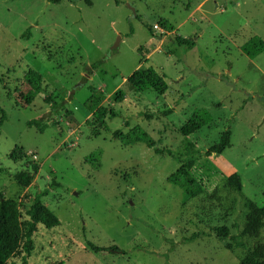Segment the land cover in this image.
Segmentation results:
<instances>
[{"label": "rangeland", "instance_id": "rangeland-1", "mask_svg": "<svg viewBox=\"0 0 264 264\" xmlns=\"http://www.w3.org/2000/svg\"><path fill=\"white\" fill-rule=\"evenodd\" d=\"M89 1L0 0V197L19 202L45 191L41 202L60 223L37 225L28 264H239L252 245L232 241L247 214L244 199L264 205V51L254 58L241 51L253 37L264 43V0ZM148 66L165 76L164 95L125 82ZM29 70L48 87L27 105ZM92 92L117 114L105 128L84 106ZM198 109L212 122L187 137L189 154L180 128ZM39 118L42 134L27 126ZM135 126L153 149L113 139ZM226 130L230 147L207 156ZM15 147L24 156L14 162ZM190 161L204 188L194 199L167 182ZM22 174L33 181L21 182ZM232 174L241 194L222 186Z\"/></svg>", "mask_w": 264, "mask_h": 264}, {"label": "trees", "instance_id": "trees-1", "mask_svg": "<svg viewBox=\"0 0 264 264\" xmlns=\"http://www.w3.org/2000/svg\"><path fill=\"white\" fill-rule=\"evenodd\" d=\"M47 1L51 4H59L64 0ZM66 1L74 3L77 0ZM84 2L88 6H91L89 0H84ZM115 3H117V0H115ZM159 25L164 30L169 32L172 31V28L168 26L167 22L164 20L160 21ZM241 51L247 57L254 58L264 51V43L258 37H253L241 47ZM145 62H147V60ZM100 65V61L96 62L91 65L89 69L92 72L98 69ZM24 82L29 87V91L24 96V101L27 105H29L43 89L48 87L44 85L41 75L34 70L27 71L24 75ZM125 82L138 92L151 90L155 94L162 96L167 91L165 76L158 73L152 66L135 70L126 78ZM103 98L104 96L102 93L92 92L84 103L86 109L91 113L92 119L101 128L106 127V120L114 119L117 116L112 109L99 105ZM44 101L53 108L62 107V104L54 103L50 98H45ZM141 115L143 116V114H140V116ZM5 121L6 115L0 109V129ZM211 122L212 117L210 113L205 109H198L194 111L190 118L180 128V134L183 137L182 144L186 153L190 154L189 148L191 146L189 141H187V137L196 133L202 127L209 125ZM27 126L29 128L34 127L40 134H42L46 128V125L42 124L40 118L28 121ZM127 126L128 123L126 122L125 127ZM97 135L98 133H96V136ZM112 137L123 146H129L140 142L148 149H153L154 147L152 139H150L139 126L131 128L127 133L116 130L112 133ZM229 147L230 132L226 130L221 134L218 142L209 148L206 155H220ZM155 154H161V151L155 150ZM23 156L24 153L22 149L15 147L11 151L9 158L15 162L20 160ZM192 166L193 163L191 161L180 165L175 172L168 176L167 182L178 187L187 197L194 199L204 193V188L201 182L197 181L191 175L190 170ZM34 171L36 172V170ZM17 178L28 185L33 181V177L24 174L19 175ZM222 186L224 188H229L237 194H241L242 185L240 177L237 174H232L227 177L223 181ZM214 192H216V190ZM46 194L45 191L35 194L26 192L19 202L13 199H3L0 197V264H28V258L34 250L33 237L37 231V225H42L47 230L59 226L60 223L56 216L41 202V198ZM262 196L264 198V191ZM244 205L247 214L239 235L232 237V241H234L233 246L237 248H246L243 238L251 240L252 245L246 249V253L244 257L240 259L239 264H264V245L260 242L261 230L264 228V205L259 208L247 199H244ZM20 210L23 212L22 215H20ZM215 231L220 237L226 238L228 235V230L224 227L216 228ZM194 238H198V234L192 235L187 241H192ZM89 247L94 252L104 251V249L94 247L93 245H89ZM228 248L230 249L231 245H229ZM112 251L119 252L116 247H113ZM14 259H17V262H15Z\"/></svg>", "mask_w": 264, "mask_h": 264}, {"label": "built area", "instance_id": "built-area-1", "mask_svg": "<svg viewBox=\"0 0 264 264\" xmlns=\"http://www.w3.org/2000/svg\"><path fill=\"white\" fill-rule=\"evenodd\" d=\"M155 30H158L160 32H163L160 28H158L156 25L153 27Z\"/></svg>", "mask_w": 264, "mask_h": 264}, {"label": "crops", "instance_id": "crops-1", "mask_svg": "<svg viewBox=\"0 0 264 264\" xmlns=\"http://www.w3.org/2000/svg\"><path fill=\"white\" fill-rule=\"evenodd\" d=\"M140 67V66H139Z\"/></svg>", "mask_w": 264, "mask_h": 264}]
</instances>
